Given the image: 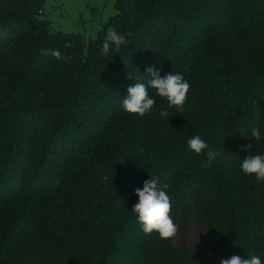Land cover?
<instances>
[{"label": "trees", "instance_id": "obj_1", "mask_svg": "<svg viewBox=\"0 0 264 264\" xmlns=\"http://www.w3.org/2000/svg\"><path fill=\"white\" fill-rule=\"evenodd\" d=\"M46 1L0 0V264L264 262V181L239 167L251 128L264 134V0H116L88 41L55 30ZM110 28L127 44L105 56ZM148 67L190 83L182 112L151 88L150 114L123 110ZM193 135L219 153L210 167ZM151 176L174 221L207 226L202 262L142 232L131 209Z\"/></svg>", "mask_w": 264, "mask_h": 264}, {"label": "clouds", "instance_id": "obj_2", "mask_svg": "<svg viewBox=\"0 0 264 264\" xmlns=\"http://www.w3.org/2000/svg\"><path fill=\"white\" fill-rule=\"evenodd\" d=\"M128 35L130 36L131 33ZM125 44H127V40L124 35L110 30L102 44V55H108L113 47L116 52H119L121 46ZM72 46L71 41L64 44L66 49ZM40 54L51 55L58 61L70 59V57L62 56L58 49L42 50ZM146 71L151 75V79H147V83L138 81L135 85L127 88V96L122 100L123 110L128 114L140 117L150 114L156 104V100L149 94V88H151L155 90L157 96L166 99L169 108L174 107L178 112H182L191 87L184 76L172 71L161 76L159 70L153 67H148ZM160 116L168 117V111L162 109ZM250 136L254 138V141H259L261 139L260 129L252 127ZM186 143L188 149L197 155L206 152L207 159L202 163V168L210 167L219 156V153L212 150L200 135L191 136ZM241 149L248 155L241 160L240 170L245 175H254L257 181H264V154H253V143L242 145ZM168 187V184L161 185L158 177L151 176L150 179L143 182L142 188L135 189L138 202L133 204L131 211L136 214L141 230L146 236L156 233L161 240H171L176 237L179 231V226L172 216L173 205L166 192ZM176 215H180V213L177 212ZM220 264H264V262L259 255H248L247 258L232 255L227 259L222 258Z\"/></svg>", "mask_w": 264, "mask_h": 264}, {"label": "rangeland", "instance_id": "obj_3", "mask_svg": "<svg viewBox=\"0 0 264 264\" xmlns=\"http://www.w3.org/2000/svg\"><path fill=\"white\" fill-rule=\"evenodd\" d=\"M115 2L116 0H47L41 16L51 20L55 30L81 33L88 41L95 38L103 25L115 14ZM252 143L253 154H264V134L259 141ZM242 176L243 181L249 185L255 180L254 175L248 176L242 172ZM190 216L187 221H175L179 231L170 242L176 249L186 246L200 263L205 256L204 247L209 240V230L194 212Z\"/></svg>", "mask_w": 264, "mask_h": 264}]
</instances>
